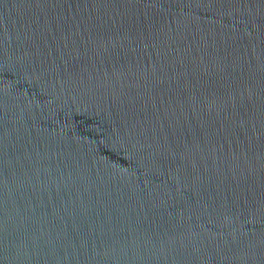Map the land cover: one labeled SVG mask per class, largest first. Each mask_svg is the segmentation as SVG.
<instances>
[{"label":"water","instance_id":"1","mask_svg":"<svg viewBox=\"0 0 264 264\" xmlns=\"http://www.w3.org/2000/svg\"><path fill=\"white\" fill-rule=\"evenodd\" d=\"M0 264H264V0H0Z\"/></svg>","mask_w":264,"mask_h":264}]
</instances>
